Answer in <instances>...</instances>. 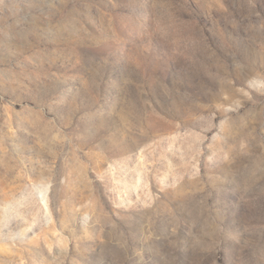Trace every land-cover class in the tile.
<instances>
[{
	"label": "rangeland",
	"instance_id": "rangeland-1",
	"mask_svg": "<svg viewBox=\"0 0 264 264\" xmlns=\"http://www.w3.org/2000/svg\"><path fill=\"white\" fill-rule=\"evenodd\" d=\"M0 264H264V0H0Z\"/></svg>",
	"mask_w": 264,
	"mask_h": 264
}]
</instances>
